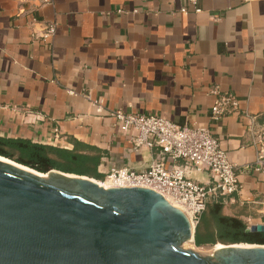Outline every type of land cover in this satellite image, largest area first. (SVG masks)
<instances>
[{"label":"crops","instance_id":"1","mask_svg":"<svg viewBox=\"0 0 264 264\" xmlns=\"http://www.w3.org/2000/svg\"><path fill=\"white\" fill-rule=\"evenodd\" d=\"M198 6L196 13L184 0H0V136L96 147L104 176L111 167L142 171L157 153L133 150L107 111L207 127L240 185L224 212L264 224V162L243 117L264 124V0ZM53 21L54 36L42 41ZM214 85L236 96L238 111L211 119ZM187 177L209 183L207 171Z\"/></svg>","mask_w":264,"mask_h":264},{"label":"water","instance_id":"2","mask_svg":"<svg viewBox=\"0 0 264 264\" xmlns=\"http://www.w3.org/2000/svg\"><path fill=\"white\" fill-rule=\"evenodd\" d=\"M193 239L187 215L151 188L105 187L0 156V264H264L262 244L201 256L181 247Z\"/></svg>","mask_w":264,"mask_h":264},{"label":"built area","instance_id":"3","mask_svg":"<svg viewBox=\"0 0 264 264\" xmlns=\"http://www.w3.org/2000/svg\"><path fill=\"white\" fill-rule=\"evenodd\" d=\"M184 1L194 12L201 11L198 0ZM42 2L51 3L52 0ZM187 10L186 6L180 9L182 13H186ZM55 32L56 23L47 22L38 37L46 41L53 37ZM209 92L213 96L209 108L212 120L238 111L239 102L234 94L221 92L215 85ZM107 113L115 120L117 130L128 136L133 150L145 147L155 149L157 153L149 166L139 172L126 168H109L102 178L108 183L106 187L151 188L161 193L171 204L180 205L184 211L180 209L187 215L194 229L210 197H227L239 191L240 185L234 164L209 128L181 126L154 114L124 113L120 109ZM243 117L246 119L245 132L250 137L251 144L255 146L257 162L262 163L264 124H257L254 115L245 113ZM189 171H207L208 185H201L187 177Z\"/></svg>","mask_w":264,"mask_h":264},{"label":"trees","instance_id":"4","mask_svg":"<svg viewBox=\"0 0 264 264\" xmlns=\"http://www.w3.org/2000/svg\"><path fill=\"white\" fill-rule=\"evenodd\" d=\"M0 156L40 173L57 170L102 181L98 172L102 152L96 147L72 141V148L33 143L0 136ZM225 197H210L194 229L195 246L215 244H262L264 231L246 232L248 224L224 212Z\"/></svg>","mask_w":264,"mask_h":264},{"label":"rangeland","instance_id":"5","mask_svg":"<svg viewBox=\"0 0 264 264\" xmlns=\"http://www.w3.org/2000/svg\"><path fill=\"white\" fill-rule=\"evenodd\" d=\"M102 180V179H101ZM103 181V180H102ZM216 245H203V246H195L192 241H186L181 244L183 249H190L201 256H210L214 253Z\"/></svg>","mask_w":264,"mask_h":264},{"label":"bare ground","instance_id":"6","mask_svg":"<svg viewBox=\"0 0 264 264\" xmlns=\"http://www.w3.org/2000/svg\"><path fill=\"white\" fill-rule=\"evenodd\" d=\"M98 181V180H97ZM100 184H102L103 186H105L106 187V185L108 184L107 182H105V181H98ZM175 206H177V207H179V208H181L182 209V207L180 206V205H178V204H174ZM183 210V209H182ZM184 211V210H183ZM221 246V244H217L216 245V248H219Z\"/></svg>","mask_w":264,"mask_h":264}]
</instances>
